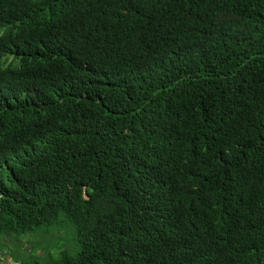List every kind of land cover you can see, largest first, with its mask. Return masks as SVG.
I'll return each mask as SVG.
<instances>
[{
	"label": "trees",
	"instance_id": "trees-1",
	"mask_svg": "<svg viewBox=\"0 0 264 264\" xmlns=\"http://www.w3.org/2000/svg\"><path fill=\"white\" fill-rule=\"evenodd\" d=\"M3 235L7 264H264V0H0Z\"/></svg>",
	"mask_w": 264,
	"mask_h": 264
},
{
	"label": "rangeland",
	"instance_id": "rangeland-1",
	"mask_svg": "<svg viewBox=\"0 0 264 264\" xmlns=\"http://www.w3.org/2000/svg\"><path fill=\"white\" fill-rule=\"evenodd\" d=\"M62 231H64L63 226H62V228H59V233L62 234L63 233ZM50 235H54V237H57V235L59 236V234L55 233V231H51ZM61 236L63 237L64 235H61ZM3 237L5 238L7 236L3 235ZM7 238H8V240L7 239H5V240L3 239L4 240V241H2L3 245L1 247V244H0V249H1V251H2V249H4L8 253L7 248H4V247L7 246V245H13V244H12L11 240L9 239V237H7ZM38 241H40V236H38V235H34L32 237L28 236V235H25V237L23 239V242H27L28 244L25 245V247L24 246H18V247H20L19 251H21L22 253H27L29 251L30 255L35 253L40 258L44 259L46 257V249L47 248L43 247L42 243H40ZM4 242L6 243V245H4ZM5 251H2V252H5ZM55 251H57V250H55ZM55 251H54V249H52V250L50 249L49 252L53 256L56 253ZM3 259L5 260V262H2L0 264H7L6 257L4 258V256H3ZM11 264H12V262H11Z\"/></svg>",
	"mask_w": 264,
	"mask_h": 264
}]
</instances>
